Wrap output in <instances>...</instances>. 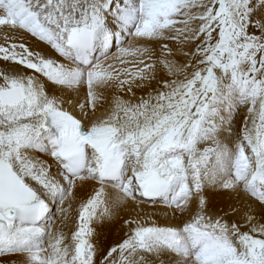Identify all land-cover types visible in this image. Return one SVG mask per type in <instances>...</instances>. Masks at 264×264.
<instances>
[{"label": "snow or ice", "instance_id": "snow-or-ice-1", "mask_svg": "<svg viewBox=\"0 0 264 264\" xmlns=\"http://www.w3.org/2000/svg\"><path fill=\"white\" fill-rule=\"evenodd\" d=\"M0 264H264V0H0Z\"/></svg>", "mask_w": 264, "mask_h": 264}, {"label": "bare ground", "instance_id": "bare-ground-1", "mask_svg": "<svg viewBox=\"0 0 264 264\" xmlns=\"http://www.w3.org/2000/svg\"><path fill=\"white\" fill-rule=\"evenodd\" d=\"M244 118V112L241 111L240 116L237 118V128H239V125L242 123ZM122 215H125V213H122ZM120 228H121V221L117 220L116 224L112 227L110 235H109V240H114L117 239L120 235Z\"/></svg>", "mask_w": 264, "mask_h": 264}]
</instances>
